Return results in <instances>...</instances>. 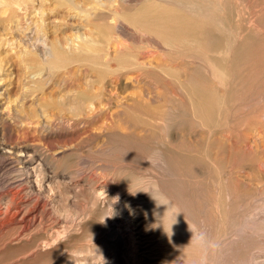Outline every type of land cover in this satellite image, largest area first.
<instances>
[{"label":"bare ground","instance_id":"1","mask_svg":"<svg viewBox=\"0 0 264 264\" xmlns=\"http://www.w3.org/2000/svg\"><path fill=\"white\" fill-rule=\"evenodd\" d=\"M97 1L100 2V0ZM34 2L35 0H0V7L6 8L5 10L10 9L12 12L18 10L27 11L34 7ZM198 2L199 1L197 0H120L118 7L111 10L110 14H107L102 10L97 13L95 11L86 13L85 10H80V12L84 13L83 18L86 21H90L92 18H97L99 21L101 20L99 24L101 27L98 26V29L101 28L100 33L104 35V38L106 37V40L93 39L90 34L88 35L85 32H80L76 34V38L74 39L68 36L50 44L47 37L42 35V37L38 38L41 42L40 44L36 45V42L35 44L32 43L35 45L34 47H27L28 49L25 50L23 54V61L25 66L31 69L30 75L32 74L33 81L36 85L44 84L51 80L61 68L65 69L63 72V75H65L69 69V64H72L73 62L77 65L93 62L94 66L97 67L102 60H107L108 58L117 55L120 62L119 64L129 66L128 68H131L130 71L134 69L132 73H135L136 71L137 74H133L132 77L135 76L138 79L141 76L146 77L147 75H154V78L155 76L158 77L157 81L163 86V88H165L168 87V83L166 82L167 79L164 80V78H166L164 75L167 74L173 81L171 84L174 83L177 85L178 81L177 87L179 92L183 90L182 85H180V78L184 77L187 79L188 86H185L184 89L186 97H181L179 100H177V97H175L176 99L171 98L174 101L177 100L175 104H173L174 102L171 100V104L173 105L170 110H172V112L164 111L162 108V110H158L155 116L151 114L149 108L142 105V102L133 99L134 101H131L132 103H128L125 100L126 105L128 103L129 106H132L130 108L131 110L125 108L130 111L131 114L134 113L133 115L129 112L126 114L127 110H125L123 111L125 112L123 114H126L128 116L127 118L132 116L131 118L135 119L124 120L128 126L126 128H129L132 131L129 132L128 136L126 134L123 136V141L120 147H118L120 148V152L124 153V156L120 157V159L122 158L121 160L124 162V165H119L117 170L114 168L112 173L108 174L109 178H106L107 181L104 182L105 186L110 187L115 193L118 192V195L121 192V194H123V191L125 192L124 196L118 199V203H116L117 201L115 202L117 204L116 209H118V212L115 211L116 209L110 207L113 203L111 197H104V191L94 184L95 178L93 179V177L88 174L84 178V182L88 185V205L84 207L85 209L83 208V217L78 221L73 219L71 223L69 222L70 224H65L64 222L62 225L60 223L61 217L60 219L58 218V216L63 214L61 213V215H59L62 211H59L58 213L56 209L52 207L53 186L51 184V179L53 175L48 173V167L63 170L69 169L71 165L63 159L64 149L53 151L52 149H43V147L29 143V141L33 139L38 128L41 129L44 135H48L51 132V126L44 121H34L33 119L35 118L32 119L30 115H24L21 113L23 107H21L22 109L14 108L13 113L6 114L10 116L12 120L11 123L13 122L15 124L14 126L22 129V131L19 130L20 135L21 132L23 133L20 137L21 140L17 137L18 140L13 141L10 145L5 143L0 144V167L4 166L8 169L6 175L0 174V264H104V260L105 264H223L225 262V264H246L247 261L250 262L249 258L253 259V256L256 257V255L251 257L254 252H262V249L264 248L263 246L261 249L262 245H264L263 243L260 244V247L258 245L259 243H256V245L253 243L246 245V241H242L247 237H245V234L248 230H246L247 227L245 229V226L249 215H245L247 218L245 217L244 219H241L240 216L234 215L236 212L233 214L236 207H228V209L230 208L234 211L231 213L229 209L228 212H230V215H228L229 213L226 214L225 212L227 210L225 209L226 211L224 214L222 213L219 217L215 214L217 217L214 221L212 220L214 218L213 216L212 218L208 213V215H205V211L202 210V204L204 205L203 198L201 199L202 207L200 206V198L197 199V201H200L199 204L196 203L197 201L194 202L197 204V207H200L201 210L199 211H203L202 214L203 216L205 215L204 218L200 216L197 207L194 208L191 206V208L189 206V199H192L193 196H188V191L195 190V187H197L196 185L199 186L200 184L193 185L194 183L190 180H185L187 177L184 175L189 174L190 176L192 174L188 167H192L193 162H199L201 164L205 163L208 165L211 160L208 153L194 155L191 151L186 152L185 150V153L182 154L172 153L166 147V141H162L163 143L158 146L150 144L145 145L142 142L148 136L144 135L146 136L144 137L142 135L144 139L142 138L143 140H140L138 138L139 135L137 137L136 135H133L135 125H138L135 122L139 123L140 121L147 126L146 128L143 127L145 132L146 130L148 131V129L149 131L154 132L156 126L159 125V123L164 122L165 123L162 126L163 130L161 131L167 130V116L168 114H173V110L177 111L174 116L176 117V115H178L184 119V122H187L191 128L190 130L194 133L197 132L199 128L201 130V127L202 129L203 127H206L208 132L211 131V134L213 131L212 129L217 128L216 126H219L222 123L219 121V117L216 114L224 101L221 99L219 89H215V91L213 90L212 81H221L223 72L217 67L213 59H205L207 65H205V63H201L198 66L195 65L192 71L187 75L184 73L182 74L179 68H175L177 65L169 67L167 65L158 64V66L157 64L153 65L150 60L148 61L145 59L140 61L138 59V54H142L143 50L147 47L151 48L149 52L156 51L157 53V50H159V53H170L175 58H178L182 55L180 53V45L183 41L182 38L186 35L195 42L202 37L214 39L209 27L204 31H199L196 28L198 25H203L201 20L195 15L196 13H199V9H201V5ZM69 3L73 8L79 7L77 0H69ZM229 3L230 0H225V3L224 0H218L216 7L221 10L224 6L227 7ZM208 7H210V5L207 6V8ZM182 9L189 10L190 12L188 26H186L187 22L184 21L187 16L180 13L182 12ZM261 16L264 17V15ZM263 17H260L261 22L262 20L264 22ZM90 22L93 21L91 20ZM213 23L221 25L223 20H213ZM41 26H43V24ZM131 27L132 29H136L146 35H143L141 38L142 41L139 44L134 45L133 43H130L126 46L127 48H117L116 52L113 54L110 49L111 46L112 48L114 46V43L113 45L110 44L112 42L111 36L113 38L116 29L118 35H125L128 32L124 33V31H130ZM35 56L39 57V61L37 62H40V65L37 67L33 64L36 63L34 60ZM41 59L42 61H40ZM192 61L196 62V59L193 56ZM206 68L209 69L207 70ZM70 70H74V67H70ZM159 71L166 74L162 76L158 73ZM135 77H133L132 80H134ZM158 82L156 84H158ZM148 84L150 83L148 82ZM105 88V86L100 84L99 90L96 89V93L94 91V94L86 95V99H78L77 101L72 102L73 104H70L72 112L76 114L75 119L77 122L84 124L87 122L89 123L93 119L96 120V117L103 112L104 108H106L105 106L110 104L108 102L109 95L106 97L107 94L110 93V89L106 91L107 89L105 90ZM104 91H106L107 94H104ZM117 95L118 102L123 103L125 98L121 100L119 97H123L124 95L122 96L120 93ZM142 95V97H144V94ZM146 96L148 95L146 94ZM111 99L115 100L113 97ZM111 99L109 98L110 101ZM164 108H166V106ZM24 111L25 109L23 112ZM103 114H101V116ZM141 114H147V118L145 115L144 117L148 119V117L151 116V119L145 120L144 118L143 120L141 119L143 118V116L141 117ZM9 116L5 117V119ZM160 116H164L163 118L165 121L161 122V120L164 119L162 117V119H160ZM156 117H158L160 122ZM153 118H156V121L158 120L157 125L155 122V124L152 122L154 121ZM1 119L3 118L0 115V126L6 128L8 125L7 120L5 122L1 121ZM223 119L224 118L221 120ZM133 120H135V122ZM62 121L68 122L69 118L66 119V117H62ZM225 122L227 124V118ZM227 126L224 125V127ZM10 127L11 126H9V128ZM176 130L174 132L177 133ZM229 130L230 129H228V131ZM149 131L148 134H150ZM228 131L225 130V132ZM183 133L184 132L182 131L181 134ZM153 135L154 133L150 134V136ZM166 136L167 133L165 137ZM147 140L145 141L147 142ZM180 140L182 141V139ZM187 141L188 139L186 138V141H183L182 145L185 148H189V150L193 149V146L191 144L188 145ZM64 143L66 142H63V144ZM199 150L202 149L199 148ZM35 154H39L38 158H36ZM120 155L122 154L120 153ZM120 155L117 154V156ZM215 157L212 158L216 160L217 158ZM60 158L62 159L60 160ZM120 159L118 160V162L120 161L118 164L121 163ZM156 160H158L157 162L161 166L164 165L163 163H165V161H172L175 173L172 172L178 177V179L173 181L175 185H172L173 182L171 183L169 180L168 181L171 184L167 183L166 179L168 178L165 179V176L157 170L158 172L154 171V173L151 171L153 174H149L150 177L148 176L149 178L146 183H143L139 189H136L137 184L142 180V177L137 174L136 169H139L140 165L141 167L147 166V168H149L146 162ZM113 162L115 166L118 165L117 162ZM113 162L112 165H114ZM155 166L156 165L153 164L151 166L152 169L149 170H155ZM92 167L93 166H91V168ZM163 168L167 167L164 165ZM224 168L219 169L217 167H211V176H213L214 170L217 172L216 169H218L220 173ZM143 169L145 170V168ZM160 169L159 166V170ZM162 170L164 171V169ZM165 170L167 171L168 169ZM168 171H171V169ZM56 172L57 171H55V173ZM122 172L123 175L121 176ZM229 172L227 174H229ZM228 178H231V176ZM145 179H147V176ZM183 180L186 181L187 185L188 181L189 185L192 183L193 187L195 186L194 189L191 188L192 186L190 187L188 185V187L186 184H183L182 186L180 183H183ZM177 181L181 182L177 184ZM194 182L197 183L198 181ZM222 184V182L219 183V187L222 186ZM184 185L190 188V190L188 189L187 191ZM216 186L218 185L216 184ZM199 187L201 188V186ZM199 187L196 188V192ZM216 189L217 188L213 191H216ZM136 190L143 192V194L139 192H137L135 196L130 194V192ZM198 192L201 194V189L200 191L198 190ZM184 193L185 197L186 193L187 197H190H186L189 201H186L187 199L184 197ZM193 193L194 191L192 194ZM216 193L217 191L215 194ZM197 194L193 195L197 196ZM200 194L198 195L201 196L202 194ZM208 194L211 195L212 193L207 192V195ZM208 196L206 199H208ZM44 198H46V200H44ZM214 198L217 205L216 210H219L222 205L220 202L221 199H216L215 196ZM193 200H195V198ZM210 200H212V198L210 199L209 197L208 201ZM192 202L193 201H191L190 205ZM239 202L240 201H238V203ZM238 203L235 202V204H237L235 205L234 202H232V204L237 207L240 204ZM206 204L207 203H205V205ZM208 204H210V206L207 205L209 207L214 205L213 203ZM229 204L230 203H228V205ZM222 207L226 208L225 206ZM214 208L215 206L211 207V209ZM207 209L208 208L206 207V210ZM66 210L67 209L63 210V212L65 211L67 213L68 211ZM70 214H72V212ZM212 214L214 213L212 212ZM201 222L203 224L205 223L207 226L211 224V228L215 230L211 232L209 226L210 231L206 232L205 228L208 227L204 224L205 228H202L203 226L201 225ZM212 222L215 223V226L216 224L218 225L213 228L214 226L212 225ZM257 225H259V223ZM260 225L263 224L261 223ZM236 229H238V231H235ZM249 232L250 231H248V234ZM252 233L253 235L256 234V232ZM198 237H202V239H197ZM257 237L255 240H257ZM253 239L254 238H251V240ZM233 244L236 245L233 246ZM224 247L226 250H231L230 255H228L230 253L229 251H227L228 254L225 253V255L232 256L233 260L229 257L224 260L223 258L226 256H223V258L221 257V253L224 255ZM255 248L257 249L255 250ZM218 250L224 251L218 252ZM221 259L225 262H221ZM255 263L257 262L255 261Z\"/></svg>","mask_w":264,"mask_h":264},{"label":"rangeland","instance_id":"2","mask_svg":"<svg viewBox=\"0 0 264 264\" xmlns=\"http://www.w3.org/2000/svg\"><path fill=\"white\" fill-rule=\"evenodd\" d=\"M119 1L120 0H100V2H98L97 0H77L79 7L73 8L71 7L69 0H35L32 9L27 11L18 10L16 12H12L10 9L5 10L6 8L0 7V115L3 118L1 121L6 122L7 120L8 125L11 126L10 128L8 125L6 128L0 126V144L5 143L10 145L13 141L18 140L17 137L21 140L20 137L23 132H21L20 135V131H22V129L14 126L15 124L13 122L11 123L12 120L10 116L6 115L8 113H13L14 108L20 109L23 107V109L21 108V113L24 115H30L32 119L35 118L33 119L34 121H44L51 126V132L48 135H44L41 129L38 128L33 136L34 140H30L29 143L43 147V149H52L53 151L64 149L63 159L71 165L68 170L48 167V173L53 175L51 184L53 186L52 202L54 206L52 205V207H54L58 213L59 211H62L59 215H61V213L63 214L58 216L59 219L60 217L62 219H60L62 225L64 222L65 224H70L73 219L78 221L83 217L82 213L85 209L84 207L88 205V185L84 182V178L88 174L89 176H92L93 179L95 178L94 184L104 191L103 196H106L107 198L111 197L113 203L110 207L116 209V203H118V201L115 203V199L124 196V191L123 194H121V192L118 195V192L115 193L110 187L105 186L104 182L107 181L109 178L108 174L112 173L114 168L117 170L119 165H124V162L121 160L122 158L120 159V157L124 156V153L120 152V148L118 147H120L123 141V136H125V134L128 136L129 132H132L129 128H126L128 126L124 120L135 119L131 118L132 116L127 118L128 116L126 114H128V112L130 113L127 109L132 107L129 106L128 103L138 100L139 102H142L144 107L149 108L151 114L155 116L158 110H162V108L164 111L172 112V110H170L172 105L175 104L179 98L186 97L184 89L185 86H188V81L184 77L179 79L180 85H182L183 88L180 92L177 87L178 81L177 85L174 83V85L171 84V82H173L171 77H168L166 73L161 71L158 73L162 76L166 74L164 75V77H166L164 80L167 79L166 82L168 83V87L163 88V86L157 81L158 77L155 76L154 78V75H147L148 77L141 76L138 79L133 76L135 79L132 80V75L137 74L136 71L135 73H132L134 69L130 71L131 68H128L129 66L119 64L120 62L117 55L115 57L112 56L107 60H102L97 67L94 66L93 62L87 64L84 63L83 65H77L73 62L72 64H69V69L65 75H63L65 69L61 68V70L48 82L38 84L39 86L34 83L33 76L32 74L30 75L31 69L26 67L23 61V54L24 51L28 49L27 47H34L35 45L32 43L35 44L36 42V45L40 44L41 42L38 38L42 37V35L47 37L50 44L68 36L74 39L76 38V34L80 32H85L88 35L90 34L93 39L106 40V37L104 38V35L100 33L101 28L98 29V26L101 27L99 25L101 20L99 21L97 18H92L90 21L92 20L93 22H90L89 20L86 21L83 18L84 13L80 12V10H85L86 13L94 11L97 13L102 10L103 12L110 14L111 10L118 7ZM197 1H199L198 3L201 5V9H199L200 12L195 15L201 20L203 25H198L196 28L199 31H204L209 27L214 39L202 37L195 42L186 35L182 38L183 41L180 45V53L182 54L180 57L175 58L170 53L163 54L160 52L162 53L160 54L159 50H157V53L156 51H152L154 52L152 53L149 52L151 48L147 47L143 50L142 54H138V59L140 61L145 59L148 61L150 60L153 65L161 64L169 67L177 65L175 68H179L180 72L186 75L192 71L195 65L198 66L201 63L207 65L205 59H213L217 67L223 72L221 81H212L213 90L215 91V89H219L221 99L224 101L216 114L219 117V121L222 123L221 125L216 126L217 128L212 129L213 134H210L211 131L208 132L206 127H203V129L201 127V130L199 128L197 132L194 133L190 130L191 128L187 122H184V119L178 115H176V117L174 116L177 111L173 110V114L171 113L167 116L168 119L166 123L168 126L167 130H165L166 132L161 131L163 130L162 126L165 122L157 125L159 120L158 116L156 117L158 119L157 121L156 118H153L154 121H152L157 125H155L156 130L151 132L148 129L150 134L154 133L153 136H150L147 130L145 132L143 127L146 128L147 126L144 125L143 122L140 121L138 123L135 122V120L133 121L138 125H135V128L133 127V130H135L133 135H136V137L139 135L138 138L140 140H143L144 137L148 136L142 142L145 145L150 144L158 146L166 141V147L172 153L182 154L185 153V151H191L194 155L208 153L211 159L208 165L205 163L201 164L199 162H193V166L191 164L192 167H188L192 174L190 176L189 174L184 175L187 178L189 177L188 179H185L183 176L186 181L190 180L193 182V185L200 184L199 186H201V188L198 185L196 186L201 189L203 197L200 192H198V190L200 191L199 188L197 192L201 196L196 192L197 187L194 186L195 190L192 191L188 188L189 186H192L191 188L194 189L192 183L189 185L188 181V186L186 181L183 180V183L181 182L182 180L179 181L182 186L183 184L188 186L184 185L187 191L188 189L190 190L188 191L189 193L187 192L188 196H193L191 199L190 197H187L186 193V197L190 198V202H188L189 206H193L194 208L197 207V204H195L194 201H197L198 198H200V200L203 198L204 205L207 203L205 206L202 204V200L201 203L199 200L196 203H200V206L202 204V210L205 211V215L209 214L211 217L213 216L214 218L212 217V220L214 221L217 216L219 217L222 213L224 214L226 210L225 213H229L228 215H230V212H228L230 208L228 209V207H236V209H234L235 211L232 209L229 210L231 213L234 211L233 214L236 212L237 214L235 213V216L237 215L240 216L241 219H244L249 215L248 218L246 217L247 220L245 226V229L247 227L246 230L250 231L249 234L248 231H246V234L249 236L245 234V237L247 236L248 240L247 237H244L245 240L242 241H246V245H250V243L256 245V243H259L258 245L261 247L260 244H264V22L263 20L261 22L260 17H263L261 15H264V0H230L229 5L227 7L224 6L221 10L216 7L218 0ZM209 5L210 7L207 8ZM181 11L182 12L180 13L187 16L184 21L187 22L186 26H188L190 12L189 10L183 9ZM221 19L223 20L221 25L213 23V20ZM42 24L43 26H41ZM116 30L113 38L111 36L112 42L110 43L112 45L114 43L115 46V48L114 46L113 48L112 46L110 48L113 54L116 52L117 48H125L130 43H133L134 45L139 44L142 41L141 38L143 35H146L136 29H132V27L130 31H124V33H128L125 35L121 34V36L120 34L118 35V31ZM153 35L155 36L154 33ZM192 56L195 57L196 62L192 61ZM34 60L36 63L33 64L36 67L40 65V62H37L39 61L38 56H35ZM40 61H42V59ZM70 67H74V70H70ZM206 69L208 70L209 68ZM154 81H157L158 84ZM148 82L150 84H148ZM100 84L106 87V91L110 89V93L108 92L109 94L104 91V94H107V96H105L108 97L109 95L110 99L113 97L115 100L111 99L110 101L108 98V102L112 104H107L108 106H105L107 109L104 108L101 113L104 114L102 116L101 114L97 116L98 119L96 117V120H92L93 122L90 121L89 123L87 122L84 124L77 122L75 119L76 114L72 112L70 104L78 99H86V95H92V93L94 94V91L96 93V89L99 90ZM118 93L122 94V96L124 95L123 97H119L121 100L125 98L123 100L124 105L123 103L118 102ZM142 94H144V97H142ZM146 94L148 96H146ZM175 97H177L176 101L171 99H176ZM125 100L128 102H126L127 105L125 104ZM171 100L174 102L173 104H171ZM165 106L166 108H164ZM24 109L25 111L23 112ZM125 110H127L126 114H123L125 113L123 112ZM133 113L130 114L133 115ZM144 115L146 117L147 114H141V117L143 116L141 119L143 120L145 118ZM7 116L9 117L5 119ZM62 117H66V119L69 118V121H62ZM150 117L151 116H149L148 119H146V117L145 120L151 119ZM161 117L162 116H160V119L164 116ZM222 118L224 119L221 120ZM226 118L227 124L225 122ZM162 121H165V119L161 120V122ZM223 124L225 126L229 125L227 127L230 129V132ZM175 130L177 133L174 132ZM180 130L184 133L181 134L182 131ZM225 130L229 133L225 132ZM166 133L167 136L165 137ZM142 135L146 136L142 137ZM185 137L188 141L192 142L190 143L187 141V144H191L193 149L189 150V148H185L182 145V142L186 141ZM179 138L182 139V141ZM63 139L67 141H64ZM145 140H147V142ZM63 142H66L64 143L65 145ZM198 146H200L199 148L202 150H199V148H197ZM202 147L204 149L207 147V150H204ZM120 153L122 155H120ZM117 154L120 156H117ZM35 156L38 158L39 154H35ZM212 157L217 159L215 160ZM118 158L121 160L122 164H118L120 162H118ZM61 159L62 158H60V160ZM113 161L117 162L118 165L115 166ZM157 161L158 160L151 161L154 163L145 161L149 168H147V166L141 167L140 165V168L136 169L137 174L142 177V180L137 184L136 189H139L143 183H146L150 177L149 174L152 175L154 171L157 170L165 176V179L168 178L166 180L169 184L178 179L177 175L175 176V174H173L174 167L171 160H168L167 162L165 161L166 164L163 163L167 168H163L164 165H159ZM112 162L114 165H112ZM153 164L156 165L155 170H149L152 169L151 166ZM91 166L94 168H91ZM159 166L161 168L160 170ZM223 166H226V169ZM211 167H217L219 169L224 168L226 171L223 169V171H221L223 174L221 172L220 174L218 169H216L217 172L214 170V174L211 176ZM143 168H145V170ZM162 169H164V171ZM165 169H171V171H166ZM227 170L228 172H231L227 174ZM0 171H2L0 174L6 175L8 169L7 167L2 166L0 167ZM55 171L57 172L55 173ZM122 175L123 172L121 176ZM146 176L147 179H145ZM230 176L231 178H228ZM168 180L171 181V183ZM192 180L198 181L199 183H195ZM179 182L177 181V184ZM221 182L223 183V187H219V183ZM216 184L218 186H216ZM172 185H175L174 182ZM213 188H217L216 191L218 194H215L216 191H213ZM193 191V194H197V196L192 194ZM134 192L143 194V192L139 190ZM207 192L214 194L213 196L212 194H208V196ZM207 196L208 199H206ZM214 196L216 199H221L220 202L222 205L219 210H216L217 205ZM209 197L210 199L212 198V200H210L211 202L208 201ZM194 198L195 200H193ZM44 200H46V198H44ZM189 200L187 199L186 201ZM191 201L194 203L192 202L190 205ZM238 201H240V204ZM232 202H234V204L236 202L240 206L238 205L237 207L235 206L237 204L234 205ZM208 203H213L214 205L211 207L215 206V208L211 209V207H209L210 204ZM228 203L231 205H228ZM222 206H225L226 208ZM206 207L209 209H207L208 211L206 210ZM65 209H67V213L65 211L63 212ZM210 209L214 214H212ZM197 210L200 213V216L204 218L205 215L203 216V211H199L201 210L199 206L197 207ZM239 210L242 211L240 212ZM115 211L118 212V209ZM71 212L72 214H70ZM215 214H217V216ZM65 215L69 216L66 217ZM258 223L259 225H257ZM261 223L263 225H260ZM204 224L202 223L201 225L203 227H201H208L205 228L206 232L210 231V229L211 232L215 230L211 228V224L208 226L206 224L204 226ZM214 224L215 223L212 224L214 226L213 228L218 225L216 224L215 226ZM235 231H238V229ZM252 232H256V234L253 235ZM256 237L258 241L255 240ZM251 238L254 239L251 240ZM235 245L236 244H233V246ZM263 246L264 245H262L261 249ZM223 249L225 250H223L224 252L219 251L220 249L218 250V252L224 253V255L221 253L222 258L223 256H226L225 253H227V251H231L228 249L226 250L225 247ZM256 249L257 248H255V250ZM230 254L231 252L228 255ZM253 255H256V257ZM252 256L253 259L249 258L250 262L247 261L246 264H248V262L249 264H264V248L262 249V252L256 251L251 257ZM228 257L233 260L232 256H226L223 259L226 260ZM223 259H221V262H225ZM254 260L257 263H255Z\"/></svg>","mask_w":264,"mask_h":264},{"label":"clouds","instance_id":"3","mask_svg":"<svg viewBox=\"0 0 264 264\" xmlns=\"http://www.w3.org/2000/svg\"><path fill=\"white\" fill-rule=\"evenodd\" d=\"M130 194L133 195V196H135V195H136V192H130ZM118 199H119V198H117V199L115 200V202L118 201ZM105 217H107V216H105ZM197 239H202V237H198ZM97 250H98V249H97ZM98 252H99V251H98ZM99 254H101V253H99ZM101 255H102V254H101ZM104 264H105V260H104Z\"/></svg>","mask_w":264,"mask_h":264}]
</instances>
